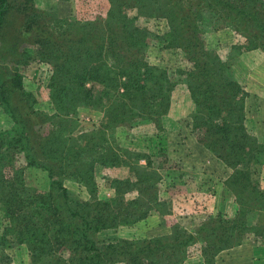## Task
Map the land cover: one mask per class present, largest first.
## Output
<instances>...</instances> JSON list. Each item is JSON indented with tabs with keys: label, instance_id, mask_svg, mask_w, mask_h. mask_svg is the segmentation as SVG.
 Masks as SVG:
<instances>
[{
	"label": "trees",
	"instance_id": "16d2710c",
	"mask_svg": "<svg viewBox=\"0 0 264 264\" xmlns=\"http://www.w3.org/2000/svg\"><path fill=\"white\" fill-rule=\"evenodd\" d=\"M109 1L105 18L83 21L35 11L32 5L34 11H20L12 1L0 0V52L2 43L21 39L16 20L27 16L31 23L46 21L35 58L52 67L48 89L54 110L37 113L44 125L39 134L25 104L14 108L3 100L14 132L0 130V156L15 148L26 166L3 178L7 164L0 157V203L7 221L3 229L10 226L0 237V256L15 247L26 254L28 264H183L200 247L205 264H216L221 252L242 245L248 236L264 244V188L254 168L264 166L263 129L248 126L250 94L233 75L228 56L210 49L205 37L229 30L238 40L232 52L264 54V0ZM133 10L137 14L131 16ZM143 18L148 24L165 20L167 30L163 35L150 32L143 28ZM151 46L159 47L156 55ZM21 57L15 50L16 62ZM177 101L190 106L187 118L200 145L233 170L226 186L236 198L237 217L210 216L194 230L173 220L170 234L100 244L97 235L103 231L146 226L153 213L165 215L167 206L159 196L163 177L153 166L152 146L132 149L116 136H131L150 125L154 132L146 131L160 136ZM81 112L95 115L99 123L78 131ZM142 139L153 142L152 137ZM116 168L127 169L129 176L112 180L115 197L102 200L95 174ZM28 170L48 174L47 191L26 185ZM65 180L84 187L89 200L69 192ZM130 193L137 196L126 201ZM252 213L258 214L254 225ZM9 234L14 246L6 240Z\"/></svg>",
	"mask_w": 264,
	"mask_h": 264
},
{
	"label": "rangeland",
	"instance_id": "374dc122",
	"mask_svg": "<svg viewBox=\"0 0 264 264\" xmlns=\"http://www.w3.org/2000/svg\"><path fill=\"white\" fill-rule=\"evenodd\" d=\"M10 1L19 6L20 11L21 9L23 11V8H28L30 11H45L56 14L61 18L73 17L83 21L105 18L111 5L109 0ZM30 5L34 6L35 9H30ZM136 14L137 10H133L130 13L131 16ZM23 17L24 21L22 22L20 18L16 20L21 24L19 32H17L20 34L21 39L18 41L16 37L12 41L2 43L0 52L3 58L2 60L0 59V86L5 84L3 86L5 88L3 98L0 94V130L1 132L8 133L14 126L9 112H5L6 109L4 110L3 107V100L7 99L14 108L17 104H25L27 110L26 115L32 119L36 131L40 134V132L44 133V125H41L37 113L53 114L54 111L50 103L48 89V83L52 76V67L39 62L35 58L38 50V43L36 41L39 36L43 35L41 31L46 21L42 19L36 23H31L28 21L30 19L29 17ZM143 19V28L149 29L150 32L154 30L155 34L158 32L157 34L163 35L167 30L165 20L154 19L153 23L148 24L147 20L145 18ZM37 23L42 24L39 25ZM13 30L9 29V32L12 33ZM205 37L210 49H214L220 54L224 53L222 54L223 56H228V62L233 75L244 90L250 94L247 100L249 111L248 126L251 128L261 125L264 133V54L258 51L243 52L241 54L232 52L230 50L232 49L231 46H234L238 40L235 39L234 33H230L229 30L209 33ZM239 39L240 42H243V38ZM158 48L151 46L150 51H154V55H156L157 51H159ZM15 50L19 51L23 56L18 62L15 60ZM27 52L29 56H27ZM152 55L149 52L148 57L150 59H156ZM25 56L31 58L27 60ZM165 59V65L171 68L173 66L172 62L167 58ZM150 64L155 66L154 60H151ZM182 102L177 101L176 105L172 108L170 114H173V116L166 120V124L170 125H167L168 129L164 133H161L160 136L146 131L148 128L153 131L154 127L152 125L147 128L135 130L131 136L123 133H119L116 136L117 141L127 143V145L129 144L132 149H140L141 146L143 148L152 146L149 153L154 155L153 166L163 177V181L159 184V196L161 201L167 206L165 215L163 216L158 212L153 213L154 215H151L147 219L149 223L146 226L138 224L134 227H120L119 229L103 231L97 235L100 244L101 242L103 244H113L123 240H140L153 238L157 235L170 234L172 232L173 220L184 224L190 230L197 229L201 224V220L193 216V211L203 215L204 210L207 208L209 210L214 207L218 199L222 201L229 196L227 194L226 181L233 174V170L226 167L227 171L224 175V168L221 169L222 167H220L215 169L211 165V161L217 160L211 157L208 159L209 155L203 153L199 142L200 137L192 130L190 121L187 118L186 112L190 106ZM79 117L80 123L78 131H89L94 124L99 123V118H96L91 113L81 112ZM167 126L165 127L167 128ZM11 132H14V129ZM144 137H152L153 142H142V138ZM154 144H156V147L153 146ZM3 149V145H0V152ZM1 158L3 163L7 164L4 174L2 172L3 178L10 179L15 170H24L26 166L24 156L15 153V148L8 156H2ZM3 163H1L2 166ZM141 164L145 166L146 163L142 161ZM254 168L258 170V176L255 177L260 178L259 182L261 187L264 188V166H254ZM209 175L219 179V181L224 175V178H227V180L225 182L213 181L204 186L202 179ZM126 176H129V171L122 168L97 171L95 180L99 198L102 200L114 199L115 191L110 182L125 178ZM23 179L28 187L35 188L39 192L47 191L51 182L48 174L39 170L25 171ZM222 183H225L224 188L226 192L223 189ZM64 186L69 192L80 198L79 200H89L86 189L79 184L65 180ZM211 195L214 197L215 195L219 196L211 201ZM136 196L137 193L127 194L125 196L126 201L133 200ZM206 198H209V201ZM14 204L13 206L15 208ZM1 207L2 205L0 203V237L3 232L9 233L10 230V226H6L3 229L7 221L5 222L6 217ZM249 217L256 223L258 214L252 213ZM6 240L10 241L11 244L14 243V238L10 234L6 237ZM5 256L6 258H4ZM0 258H3L0 264H28L26 254L22 250H15V247L8 249Z\"/></svg>",
	"mask_w": 264,
	"mask_h": 264
},
{
	"label": "crops",
	"instance_id": "0c3cea01",
	"mask_svg": "<svg viewBox=\"0 0 264 264\" xmlns=\"http://www.w3.org/2000/svg\"><path fill=\"white\" fill-rule=\"evenodd\" d=\"M201 149L203 153L208 154L210 157L213 159H216L217 161H211V165H213L216 168L221 169L224 168L223 174H226L227 168L226 166L218 160L215 156H213L209 151H207L203 146H201ZM221 177L220 181L219 179H216L215 177L212 176H207L202 179V184L205 186L213 181L217 182H225L227 178ZM223 180V181H221ZM223 189L225 190L224 186L225 183H222ZM226 192V190H225ZM229 194L228 197L220 201L218 199L217 202H215V206L212 207L211 209L208 210L205 209L203 215L197 214L196 212L193 211V216L197 217L198 219L201 220V223H203L205 220H207L210 216H217L221 214L225 219L227 220H233L237 217V213L239 210L238 204L236 202L235 196L228 192ZM219 195H211V201L215 200L216 197ZM178 197V196H177ZM207 201H209V198H206ZM196 214V215H195ZM194 218V217H193ZM196 218V219H197ZM251 225L255 224V221L251 219ZM184 225V224H183ZM196 253L191 255L184 264H205L204 257L202 255V250L200 247H197L195 250ZM216 264H264V244L262 241L254 236H248L244 243L242 245L227 249L223 252H221L217 257H216Z\"/></svg>",
	"mask_w": 264,
	"mask_h": 264
}]
</instances>
